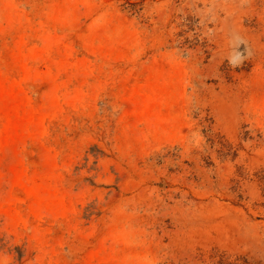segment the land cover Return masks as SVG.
Here are the masks:
<instances>
[{
  "label": "rangeland",
  "instance_id": "rangeland-1",
  "mask_svg": "<svg viewBox=\"0 0 264 264\" xmlns=\"http://www.w3.org/2000/svg\"><path fill=\"white\" fill-rule=\"evenodd\" d=\"M0 264H264V0H0Z\"/></svg>",
  "mask_w": 264,
  "mask_h": 264
}]
</instances>
